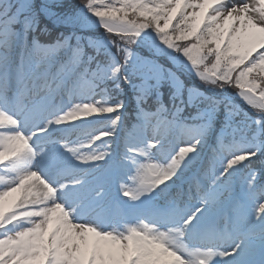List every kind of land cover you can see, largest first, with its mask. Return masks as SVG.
Wrapping results in <instances>:
<instances>
[{"label":"rangeland","instance_id":"1","mask_svg":"<svg viewBox=\"0 0 264 264\" xmlns=\"http://www.w3.org/2000/svg\"><path fill=\"white\" fill-rule=\"evenodd\" d=\"M71 1L43 0V18L52 26L72 28L76 6ZM138 1L143 7L151 0ZM26 2L0 0V20ZM167 2L155 25L158 32L120 17L79 16L98 53L110 51L115 59L124 53L144 101L162 98L161 90L168 88L165 93L176 103L173 120L154 125L153 115L143 128L136 126L134 135L141 133L135 138L128 134L127 104L94 93L93 83L68 93L72 68L53 74L59 52L45 56L37 51L32 72L18 70L14 80L23 49L13 17L0 21V264H213L209 249L227 253L214 258L219 264L261 258L264 186L252 169L240 180L237 176L261 157L259 146L264 147V3ZM234 8L242 11L244 21L250 14L262 21L254 48H240L245 25L228 17ZM178 14L185 15L189 33L212 29L219 52L231 39L234 63L251 59L242 69L256 66L255 75L241 71L242 81L222 83L221 57L209 52L193 62L182 59L178 46L159 35ZM215 58L218 66L210 64ZM46 60L50 66L28 84ZM209 97L230 106L223 127ZM183 114L192 116V124L179 135L174 120ZM215 135L221 154L212 161ZM155 140L163 141L162 149L147 143ZM136 196L139 200L129 203ZM140 214L148 219L138 225L134 221Z\"/></svg>","mask_w":264,"mask_h":264},{"label":"trees","instance_id":"2","mask_svg":"<svg viewBox=\"0 0 264 264\" xmlns=\"http://www.w3.org/2000/svg\"><path fill=\"white\" fill-rule=\"evenodd\" d=\"M38 1L39 0H27L25 5L21 7L22 10L18 9L17 6H13L12 14L10 15L13 17L11 20L12 27L20 31L21 37L28 38L29 46L25 52L26 60L34 55L36 48L42 49L47 54H50L56 53L61 48L67 46L70 51L59 63L56 70L57 73H60L61 70L65 68L71 58H74L77 62L85 60V67L77 73L74 82L77 80L84 83L92 82L95 84V91L104 90L108 95L110 93L112 94L111 96L116 97L117 102L126 103L128 112L127 118L133 120L135 124H140L143 118H150L157 112L160 113V118L168 117L170 120L174 119L173 116L169 114V109L174 108L175 102L170 94L168 95L165 93L168 88H163L161 90L163 93L162 98L158 100L152 98L147 102H143L142 92H139L137 87H134L132 84L134 79H131V77L134 75V72L129 70L128 61L126 66V63L118 58L112 67V74L109 76H104L98 72L94 73V70L100 67H109V61L98 54L97 48L90 42L91 37L85 34L86 30L82 27L83 23L79 21V16L120 17L126 21L140 23L156 32L155 25L165 15V8L168 5L167 0H151L150 2H145L143 7H140L142 2L138 0H72V4L76 6L75 14L70 18L73 21L71 22L72 29L66 27L55 28L48 24L47 20L43 18L40 12ZM63 1L64 0H55V3L58 5ZM80 11L83 13H80ZM184 16L183 14H178L171 27L159 33L164 40H171V42L178 46V53L182 59L193 62L196 61L198 57L202 58L203 54L206 55V53L209 52H212V56L217 55L219 58L221 57L218 61L222 66L218 68L224 70L220 76L222 83L237 80L238 77L240 79L241 76L239 74L241 71H245L248 76L255 75V72L258 71L256 66L250 67L252 68L250 70L242 69V67L246 68L245 65L251 59L246 62L237 61L234 63L230 53L231 41H228L224 45L222 51L219 52L215 48L212 40V29L203 26L199 33H189L187 19H185ZM258 55L259 53L255 54L253 58ZM218 61L215 58V61L210 64L218 66ZM261 63L262 61L257 62L256 65L259 67ZM254 69H256V71ZM245 73L242 74V77L245 76ZM240 81H242V78ZM75 84L76 83H73V85ZM114 86H117L119 89ZM114 92H116V94ZM208 102H212L211 106L207 105V107L210 106L211 109H216V115L219 117V127H223L224 124L222 120L230 114V112L226 110V108L230 106L225 105L223 102L221 103L216 97H209ZM137 113L141 116H136ZM185 117L186 114L179 117L181 119L179 121L181 122L180 128L183 129L191 125L188 120H185ZM177 121L178 119L176 118L175 122ZM259 147L261 150V157L255 161L250 160L249 163L243 166L237 179H242L250 169H252L259 174V183L261 184V188H263L264 150L262 149H264V147H262V145ZM215 156L216 154L214 152L209 155L212 160Z\"/></svg>","mask_w":264,"mask_h":264},{"label":"bare ground","instance_id":"3","mask_svg":"<svg viewBox=\"0 0 264 264\" xmlns=\"http://www.w3.org/2000/svg\"><path fill=\"white\" fill-rule=\"evenodd\" d=\"M205 1H209V0H205ZM260 2L264 3V0H260ZM174 14H175V12L172 11L168 15V17L170 19H172V17L174 16ZM229 15L230 16H228V17H232L233 16V17H235V19H237V17L239 19H242V20H240L237 23V26H239V24L241 26H244L245 25V31L243 33L240 32V34H239V44H240V48L248 47V46L254 48L256 46V44H255L256 39L261 34V32L263 30L262 29L263 27L261 26V22L262 21L260 20V18L256 14H250L249 17H245V18H247V21H244L243 20V18H244L243 15L244 14H242V11L239 8L238 9L234 8V10L229 11ZM224 18H223V21H225ZM232 20H231V18L228 19L229 22L232 21ZM50 64L51 63H50L49 60L48 61L46 60V61L41 62L39 64L38 69L33 72L32 76L28 80V84H30V85L33 84V82L40 76L41 73L44 72V70H46L50 66ZM21 94H23V92ZM29 112H30V110H28L27 108L24 110V114L25 115L29 114ZM95 118H97V117L93 116L92 120H94ZM64 126H66V125H63L61 127H64ZM39 187L40 186H39L38 182L37 183L35 182V189L36 190H40Z\"/></svg>","mask_w":264,"mask_h":264},{"label":"clouds","instance_id":"4","mask_svg":"<svg viewBox=\"0 0 264 264\" xmlns=\"http://www.w3.org/2000/svg\"><path fill=\"white\" fill-rule=\"evenodd\" d=\"M101 135H103V133ZM147 143H151L154 148H160V149L163 148V141L162 140L149 141ZM99 156L101 158H105L106 157V153L100 152L99 153ZM95 158L96 157L93 156V159H95ZM105 162H106V160H105ZM75 179H76V177H67L66 178V180H68V181H73ZM57 183H59V180H57ZM139 198H140L139 196H136V197L133 198V201H131L129 203H135L136 201L139 200ZM146 219H148V217L146 215L140 214V215H138L136 217V219H135L134 222L139 225V224H142L143 221L146 220ZM151 222L152 221L149 220V223H151ZM233 251H236V250L233 249ZM225 255H227L226 252H223V251L217 252V251H213V250L209 249L208 258L210 260H213V264H219V262L216 261V260H214V258L217 257V256L224 257ZM250 264H264V253L261 254V258L258 261H255V260L254 261H250Z\"/></svg>","mask_w":264,"mask_h":264}]
</instances>
